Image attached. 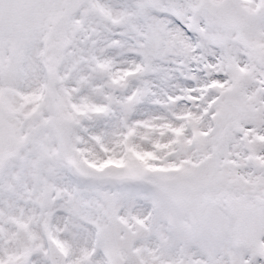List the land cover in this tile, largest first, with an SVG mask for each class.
<instances>
[{
  "label": "snow or ice",
  "instance_id": "6c2138e0",
  "mask_svg": "<svg viewBox=\"0 0 264 264\" xmlns=\"http://www.w3.org/2000/svg\"><path fill=\"white\" fill-rule=\"evenodd\" d=\"M0 264H264V0H0Z\"/></svg>",
  "mask_w": 264,
  "mask_h": 264
}]
</instances>
